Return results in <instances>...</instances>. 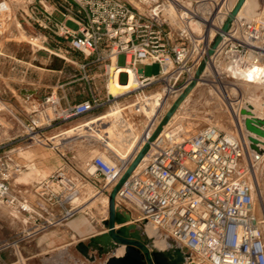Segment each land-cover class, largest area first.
Returning <instances> with one entry per match:
<instances>
[{
    "label": "built area",
    "instance_id": "obj_1",
    "mask_svg": "<svg viewBox=\"0 0 264 264\" xmlns=\"http://www.w3.org/2000/svg\"><path fill=\"white\" fill-rule=\"evenodd\" d=\"M137 2L138 7L123 0H63L58 8L75 20L76 29L52 21L44 9L28 4L34 24L64 40L83 57L80 69L88 85L92 81L88 68L102 67L106 76L103 97L90 90L88 99L65 107L57 97L45 98L41 106H47L51 115L45 114L47 125L84 117L129 97L140 112V106L149 108L157 98L155 119L160 113L162 116L140 147H146L143 167L124 175L139 149L120 162L105 156L106 165L100 156L94 158L86 164L89 176L109 179L107 183L117 187L115 207L121 205V213H135L140 229L155 227L185 247L195 262L264 264V214L256 213L251 160L246 158L249 146L241 128L228 132L206 125L177 143L179 131L165 132L169 118L163 124L172 106L162 112L169 99L178 101L189 86L194 88L209 77L213 65L218 68L222 63L227 71L246 74L251 82L264 86V9L250 20L233 17L223 31L232 10L227 0H196L190 5L184 0ZM217 37L220 43L208 54ZM121 54L124 66L117 62ZM153 64L159 66L158 71L145 75L144 67ZM111 69L118 72L119 83L122 74L127 83L132 73L134 88L118 96L109 94ZM21 172L22 167L9 154L0 156V204L20 215L26 226L13 241L0 246V257L11 245L18 247L78 212L66 208L78 192L63 173L39 181L34 188L38 200L31 205L11 189L10 180ZM106 186L102 191L109 195L112 190L104 189ZM107 219L105 215L102 221ZM109 231L106 225L105 234ZM9 254L16 256L14 251Z\"/></svg>",
    "mask_w": 264,
    "mask_h": 264
},
{
    "label": "rangeland",
    "instance_id": "obj_2",
    "mask_svg": "<svg viewBox=\"0 0 264 264\" xmlns=\"http://www.w3.org/2000/svg\"><path fill=\"white\" fill-rule=\"evenodd\" d=\"M123 1L130 6L138 7L137 0ZM219 1L220 0H215L216 3ZM30 2L34 3L37 2V0H0V50L4 44L20 43L26 51L25 53L22 52L21 56H28L32 54V52H35L34 55L37 59L50 56L53 61V66L64 68L66 76L74 74L76 68L70 60L72 59L75 60V62L82 63L84 61L83 57L80 54H72L74 52L67 48V43L64 40L38 27L37 24H34L29 19L30 6L28 4ZM52 2L58 8V5L61 4L63 0H52ZM253 3L254 6L251 8V17L245 18L246 16L242 15L240 18H245L246 20L253 19L255 13L264 9V0H254ZM66 26L71 29H76L77 27L75 23L70 21L66 23ZM44 31H47L49 35H46V41L42 43V40L37 38V35H34V33H42V35H44ZM66 51H68V53ZM72 56L74 58H72ZM66 59H68V61ZM117 62L119 66H124V55H119ZM26 67L27 69H25V67L17 68L15 72L12 66L6 63L5 66L0 69L5 74L4 79L0 77V156L9 154L13 160L15 159L21 166L26 167L22 169L20 174L13 176L10 180L11 189L15 191L26 189V191H23L24 196L22 198L29 204L35 205L38 198L34 189L31 191L33 183L46 179L51 175L63 173L72 181L73 189L78 192V194L73 197L72 203L68 204L66 207L77 208L78 210V212L69 219L68 225H72V223L75 222H84L87 225L99 222L105 215H108L107 202L109 195L108 192L102 191V189L107 184L104 189L111 191L114 188V184L107 183L109 179H106L102 175L89 176L86 164L94 158L99 157V153L110 158L109 152L111 151L117 152L116 160H113L115 162H120L130 157L129 153L130 151L132 153L136 150L138 142L145 128L148 126L151 114L150 118L148 117L149 115L144 118V115L141 113L142 106H140V112H138V106L134 105V100L129 97L117 102V105H119L121 109L116 112L108 111L113 108L115 104L110 106L105 105L93 113L85 117H80L66 125L64 123H58L53 126H48L47 119L45 118L47 106H41V102L49 97L44 87L46 71L39 66L33 67L27 64ZM226 68L227 67L221 63L217 71L221 72L222 75L218 78L209 70L210 76L196 85L190 97L181 102L177 111L176 121H170L172 127L169 129L179 130L180 132H178V134L180 139L194 135L206 125H215L228 132L235 129V121L230 119L231 117L228 112L224 110L227 109L225 107H228V104L226 103L227 100H224L222 93L226 90L224 83L236 79H234L232 75L226 73ZM158 69L159 66L157 64L146 66L144 67V74H155ZM14 72L20 76H23L24 73L26 74L25 78L21 80V93H19L18 88H15V90L12 89V85L9 82L8 73H10L12 77V73ZM87 75L88 77L94 76L90 87L100 97H103L105 95L106 83V76L104 75L103 68H88ZM66 76L61 78V83L67 81ZM29 80H31L32 83L36 80L37 83L34 85L32 83L29 84ZM119 81L125 83L126 75L122 74ZM94 86H99L101 88L96 90ZM28 89H34L35 91L30 93ZM230 91L232 93L233 90L231 89ZM262 91L263 89L259 92H255L254 100L252 101V106L254 108L253 114L256 116L258 115L257 111H259V109H262V112L264 111V92ZM220 98H223V100ZM233 98L234 101L230 105V108L234 107L233 110H237L240 105L238 103L241 102L238 90L234 92ZM156 99L157 98H154L152 102H156ZM174 100L175 97L169 99L165 105H163L162 112L169 106H172L170 108V110H172L174 108L173 102H177ZM220 112L223 113L221 114ZM160 115L162 116V113H160ZM160 115L157 117V120L160 119ZM147 118H149L148 122ZM109 119H112L113 122L108 124V128H105V126H107L105 123ZM166 121L167 118L165 116L163 124H165ZM225 121L228 122L225 123ZM154 126L150 130L151 132ZM169 126H171V124H169ZM99 133L108 138L109 144L107 146L102 147L92 138L88 139L90 136L97 138ZM117 133L119 137L115 138V134ZM55 135H59V137L52 139V136ZM252 160L251 176L252 179L256 176L259 181V189L257 188L256 190L258 192V194L256 193V213L260 216L264 214V154L256 159L252 156ZM116 208L118 211L123 212V207H121V205L117 204ZM20 218L21 216L16 214L11 208L0 204V240L9 236L7 241H0V246L6 242L13 241L14 238L17 237L16 234L20 228ZM134 220H136L135 213L131 214L130 221L132 222L129 223H133ZM145 228L146 226L143 229H139L140 232H144L143 230H145ZM148 244V251L150 252L156 251L165 253L168 251L167 249H152L149 240ZM19 245L18 247L15 244L11 245L8 249L2 251V260H0V264H72L71 260L58 257L61 253L60 250H55L48 255H41V257L35 256L30 258L24 253H22L23 257H20L17 251ZM32 248L30 249L32 250ZM11 251H14L16 256H11L9 254ZM67 251L72 255V258L79 262V264H96V259L102 257H97V255H95L96 259L90 262L73 246L67 247ZM191 262L195 261L189 253V258L183 264H192Z\"/></svg>",
    "mask_w": 264,
    "mask_h": 264
},
{
    "label": "crops",
    "instance_id": "obj_3",
    "mask_svg": "<svg viewBox=\"0 0 264 264\" xmlns=\"http://www.w3.org/2000/svg\"><path fill=\"white\" fill-rule=\"evenodd\" d=\"M184 1L193 2L196 0H184ZM34 4L37 5L38 8L42 9V11L44 9L46 13L50 15V18L52 21L63 22L65 23V25L68 21L75 23V20L73 18L69 16L65 17L63 13L60 11V9H58L55 6L52 0H37V2H34ZM258 12L255 13L254 17L258 14ZM42 15H44V13H42ZM43 33L44 35H42V33H39V34L34 33V35H37V38L42 40V43L46 41V35H49L47 31H44ZM67 48H69L68 44H67ZM22 52L25 53L26 51L23 49L20 43L4 44V46L0 50V69L1 67L3 68L6 63L10 64L12 68L14 69V71L17 70V68H21V67H25V69H27L26 67L27 64L33 67L39 66L40 68L44 69L46 71L45 80H44V83H45L44 87H45L46 93L49 96L55 95V97L59 99L60 105L62 107H65L70 104L78 103V102L84 101L89 98L90 90L92 89L90 85H88L85 79H83L82 77L83 73H82V70L80 69L81 62L78 63V62H75V60L71 59L70 62L73 63L76 68L75 73L70 76H66V74L64 73V68H58V67L53 66V61L50 56H47L44 58L41 57L40 59H37V57H35L34 55L35 52H32V54L28 56L27 55L21 56ZM66 52L68 53V51ZM72 52H74L72 53L74 55L78 54L75 51H72ZM72 58L74 57L72 56ZM66 60L68 61V59ZM15 72L12 73L13 75L12 77L10 76V73H8L9 74L8 76L10 79L9 82L12 85V89L15 90V88H18L19 93H21L20 92L21 91V85H20L21 80L25 78L26 74L24 73L23 76H20V75L15 74ZM55 74H58V75H55ZM4 75H5L4 72L0 70V77L4 79L5 77ZM65 76L67 77L66 78L67 81L61 83V78H64ZM91 77L92 79H94V76H91ZM28 83L31 84L32 83L31 80H29ZM35 83H37L36 80H34L32 84L34 85ZM94 88L96 90H99L101 87L94 86ZM28 91H30L31 93L35 90L28 89ZM77 119L79 118L70 119L68 121H65L64 124L66 125ZM58 137L59 135H55V136H52V139H55ZM13 162L18 164L20 167H22V169L26 168L24 166H21L19 163H17L15 159L13 160ZM38 182L39 181H36L33 183L31 187V191H33V189L35 188ZM13 191L16 195H18L21 199H23L22 198L24 196L23 191H26V189L19 190V191L13 190ZM68 222L69 220H67L63 224L54 226L38 234L36 237H34L30 241L20 243L19 249L17 250L19 252V256L23 257L22 253H24L25 255H28L27 257H30V258L35 257V256L41 257V255H48L49 253L55 250H60L61 253L58 255L59 258L60 257L67 258L68 260H71L72 264H79V262L76 261L74 258H72V255L67 251V247L73 246L76 249V246L79 243L87 244L89 239H91L92 237H97V236H101L105 234L106 225L104 224L102 220L99 222H95L93 224H89V225L85 224L84 222H75V223H72V225H68ZM19 226L20 228L18 232L20 230H23L26 227L24 225L22 218H20ZM8 238L9 236L6 238H2V240L0 241H7ZM30 248H32V250ZM120 248H124V247L119 246L116 249H120ZM114 251L102 255V257L99 259L97 258L96 264H104L105 260L108 257H111L113 255L117 257V255L114 254ZM89 254L97 255L96 251H92V250L89 251ZM121 255H123V252L118 256H121ZM0 260H2L1 257H0Z\"/></svg>",
    "mask_w": 264,
    "mask_h": 264
},
{
    "label": "water",
    "instance_id": "obj_4",
    "mask_svg": "<svg viewBox=\"0 0 264 264\" xmlns=\"http://www.w3.org/2000/svg\"><path fill=\"white\" fill-rule=\"evenodd\" d=\"M245 0H236L232 4L231 13L224 23L222 30L228 29L231 19L237 16L242 4ZM190 5L191 2H188ZM239 19H242L238 17ZM220 37H217L213 42L208 54H212L220 43ZM142 69H139V73ZM192 87L189 86L186 91L174 103V108L166 113V118H170L178 105L187 97ZM239 114L243 118V130L248 139V146L256 159L264 154V118L256 116L252 112L250 105H245L240 109ZM189 138V137H187ZM182 139H177V143ZM262 146V147H260ZM146 147L140 149L136 157L127 167L124 175H130L144 157ZM117 187H114L108 196V219L104 223L110 229L109 233L101 236L92 237L87 244L79 243L76 250L88 261L93 262L96 259L95 255H90L89 251H96L97 257L113 252L119 246L124 247L123 255L108 257L104 264H183L188 258V250L181 246L177 247L173 252H156L148 251V240L140 233V228L136 223H129L130 216L126 213H121L115 207V196ZM118 226L115 228V226ZM145 250V251H144Z\"/></svg>",
    "mask_w": 264,
    "mask_h": 264
},
{
    "label": "bare ground",
    "instance_id": "obj_5",
    "mask_svg": "<svg viewBox=\"0 0 264 264\" xmlns=\"http://www.w3.org/2000/svg\"><path fill=\"white\" fill-rule=\"evenodd\" d=\"M235 1L236 0H227L228 7H231L232 4ZM253 2H254V0H245L244 3L242 4L240 10L238 11L237 17H241L242 15H245L246 16L245 18H250L251 17V13H252L251 12V8L254 6V3ZM245 18H242V19L246 20ZM212 67L213 68H211V71L215 75H219L220 76L221 75V72L217 71L218 68L215 65H213ZM226 71H227V68H226ZM227 73L230 74V75H232V77L236 78V80H232L230 82L224 83L226 90H224V93H222V94H223L224 100H227L226 103L228 104V107H225L224 106L225 108H227V109H224V110H226V112H228L229 116L231 117L230 119H232L236 123L235 124V129H232L231 132H234V130L236 131L237 128H241L242 136H243L244 140L248 143L247 136H246V134H245V132L243 130V118L239 114V111H240L241 107H243L244 104H245V105H250L252 107V112L254 113V108L252 106V101L254 100L255 92H259L262 89H263L262 92H264V86L261 85V84H257V83L251 82L250 81V76H248L246 74L238 73V72L233 71V70H230V69L227 71ZM134 86H135V83H134V80H133L132 73H130V75H129L128 82L125 83V84H121V83L118 82V72H115L112 69L110 70V78H109V80L107 82V91H108L109 94H112L114 96H118V95H121L124 92H126V91L134 88ZM229 89L230 90L231 89L233 90L232 93H231V91ZM193 90H194V88L191 89V91L187 95L186 99H188L190 97V95L193 92ZM236 90H238V95H239V97H241L240 98L241 102L238 103V104H240L239 107H238V109L237 110L236 109L233 110L234 107L233 108H230V105L234 101L233 96H234V92ZM223 98H220V99L223 100ZM156 102L149 103V105H148L149 108L141 107L142 108L141 113L144 115V118L147 117L148 115H149L148 117L150 118V114H151V118L150 119L147 118V122H148V119H149L148 126L145 128V130H144V132L142 134V137H141L140 141L138 142V145L136 147V150L133 151L134 153H136V151H138L140 149V147H142V144L146 142L149 134L151 133L150 130L152 129V126H154L157 123V120L155 119L156 111H153ZM180 104L178 105V107L176 108V110L172 113L171 117L169 118V124H171V126H169V127L168 126H165V132L167 131L166 129H170V127H172V123H170V121H173V120L176 121V115H177L178 108L180 107ZM218 107H220V106H218ZM120 109L121 108H120L119 105H115L113 108L109 109L108 111L109 112H116V111H118ZM261 110L262 109H259V111H257V114L260 117L264 118V111L262 112ZM220 113L222 114L223 112H220ZM224 113H225V111H224ZM46 114L49 115V116H51L49 110L46 111ZM112 122H113L112 119H109L108 121H106L105 124H107V126H105V128H108V124H111ZM152 122H153V125L151 126ZM227 122L225 121V123H227ZM197 124H199V123H197ZM232 127H233V123H232ZM178 131L179 130H175V129L173 130L172 129L169 132H171V133H177ZM117 137H119L118 133L115 134V138H117ZM90 138H92L93 140H95L96 142H98L102 147H105V146H107L109 144L108 143L109 142L108 141V138L106 136H103L101 133H99L97 135V138H93L92 136L88 137V139H90ZM179 138H180V136H179ZM260 147H262V146H260ZM133 152L131 153V151H130V153H129L130 157L134 154ZM109 154H110V157L113 160H116L117 152L111 151V152H109ZM99 156L102 159V160H100L102 162V164L103 165H106L107 159L105 158V155L99 153ZM252 156L253 155H252V153H251V151H250V149L248 147V154H247L246 158L248 157V159H250L251 161H253L252 160ZM125 159H127V158H125ZM145 163H146V158L144 156L142 158V160L136 166L134 172H137L141 167H143V165ZM93 170H94V166H91V168L89 169V171L90 172H93ZM258 170H259V168H258ZM253 179H254L253 180V188H254V192H255V196H256V193L258 194V192L256 190H257V188L259 189V181L257 180L256 176H254ZM107 204H108V202H107ZM143 231L144 232H142V233L140 232V233H141V235H143L145 238H147L149 240L150 246H151L152 249H155V250L156 249L157 250L158 249L159 250H161V249L162 250L163 249L166 250L167 249L168 251L173 252L177 247H181L179 244H177L176 242H174L168 235H165V234L161 233L158 229H156L155 227H153L151 225H147L146 228H145V230H143ZM122 252H124V248H120V249L115 250L114 251V254H116L117 257H119L118 255H120ZM191 263L192 264H198L197 262H191Z\"/></svg>",
    "mask_w": 264,
    "mask_h": 264
}]
</instances>
